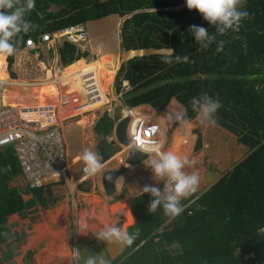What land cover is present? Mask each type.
I'll list each match as a JSON object with an SVG mask.
<instances>
[{
  "label": "trees",
  "instance_id": "1",
  "mask_svg": "<svg viewBox=\"0 0 264 264\" xmlns=\"http://www.w3.org/2000/svg\"><path fill=\"white\" fill-rule=\"evenodd\" d=\"M241 9L249 15L239 28L217 34V41H224L219 53L215 41L202 49L188 32L191 25L208 28L209 33H215V27L196 10H188L184 0H35V7L26 14L25 19L34 26L19 34L14 54L7 56L8 69L18 79H43V70L50 68L55 58L57 75L84 59L87 64H98L101 83L107 88L117 66L120 30L123 52L117 90L122 81L132 88L124 97L125 105L157 106L168 96L183 105L184 118L193 119L196 113L190 101L206 93L222 105L215 115L216 124L234 133L249 149L248 155L216 182L187 197L183 211L175 217L164 215L160 207L150 213L148 197L135 199V225L129 233L138 235L111 264H264V0H242ZM73 24H84L86 41L71 43L61 38L55 49L46 43L33 51L25 47L29 38L36 41L39 35ZM177 54L188 55L189 61L163 62V57ZM5 58L0 56V72L6 71ZM104 121L106 114L97 112L72 121L76 128L65 127L73 172L81 174L83 165L74 156L72 139H77L81 129L83 138L88 137V132L95 125L102 127ZM105 128L108 132L111 127L105 124ZM17 165L12 147L1 148L0 241L6 218L34 202H24L9 186Z\"/></svg>",
  "mask_w": 264,
  "mask_h": 264
},
{
  "label": "crops",
  "instance_id": "2",
  "mask_svg": "<svg viewBox=\"0 0 264 264\" xmlns=\"http://www.w3.org/2000/svg\"><path fill=\"white\" fill-rule=\"evenodd\" d=\"M122 22L123 19L121 20ZM119 47H121L120 30L118 31L117 66L112 75L113 82L111 81L105 92L108 102L91 112L77 114L80 116L78 120L82 121L90 115L103 112L106 114L107 121L103 122L104 125L101 124L102 127L95 125L92 131L88 132L89 135L86 138H83L81 132L84 131L82 129L77 132V139H72L76 147L74 156L80 159L85 150L95 151L98 144H100L98 135L106 136L107 140L112 144L117 143L112 132L118 120L122 118L123 110L126 108L135 109L139 115L151 117V119L156 121L160 126L162 151L172 150L178 143L180 136L183 137V145L178 146L177 153L179 152L180 155L186 157L189 161L194 160L196 162L191 167H187L186 171L197 172L200 177L196 190L188 197L195 196L208 188L206 187L208 183L206 180L212 178L210 171H217L220 176H223L248 155V147L239 143L238 137L224 127L217 124L208 125L201 123L196 117L193 119L184 118L186 110L177 100L170 98L164 109L159 111L155 109L159 105L141 104L135 107L125 105L124 97L132 89L124 92L122 83L120 90H117L115 79L121 63V61H118ZM82 60L87 63L84 59ZM56 63L57 59L55 58L53 68H55ZM96 65L99 79H101L99 66L98 64ZM64 71H61L62 73L60 74H63ZM49 72L51 73V79L47 78L42 84H34L31 87L17 86L20 85L19 80H11L9 82L14 85L8 90L9 95L17 103L23 115L29 117H40L42 115L41 111L45 107L39 105V99L45 86L49 90V105L57 109L58 112L60 108L58 101L60 102L63 96L66 97V95H59L60 92L55 87L57 80H55L54 84L53 77L57 78V75L54 73V69ZM0 79L8 80L6 71L0 72ZM100 84L105 91L104 85L101 82ZM12 93H15V95L12 96ZM54 93L59 99L57 102L53 100ZM119 105L122 106L120 112L117 111ZM34 109L36 110L35 112L29 113V110ZM51 114L47 111L42 116V122L61 123L64 120L62 119L58 122L55 116L52 117ZM132 114L134 116L135 112L133 111ZM105 124L111 127L108 132L106 128L104 130ZM188 125H190L189 132L186 128ZM66 126L76 128V125L70 122L64 127L61 126L68 157V184L47 181L41 188L30 191L27 189L19 166H16L18 172L9 182V186L21 194L24 202H34L25 211L9 215L2 225L0 264H80L78 247L90 244L97 239L95 234L102 228L107 225L119 226V221L121 220V225L130 224L134 220L127 229L129 232V229L135 225L132 202L142 196L152 199L147 193L139 195L144 185L163 187L162 182L157 183L154 180L150 168L143 162L137 166H129L128 171L124 175L115 179L114 191L111 193L106 192L102 182L103 176L106 172L120 169L128 156L125 148L111 160L102 164L99 173L88 175L84 179L81 178V174L78 171L73 172L69 166L72 151L70 150L69 133L65 128ZM175 133H178L176 137ZM80 136L81 138H79ZM193 149L195 150L193 151ZM81 162L84 166L82 160ZM39 195H41V198H38ZM184 199L182 198L181 201Z\"/></svg>",
  "mask_w": 264,
  "mask_h": 264
},
{
  "label": "clouds",
  "instance_id": "3",
  "mask_svg": "<svg viewBox=\"0 0 264 264\" xmlns=\"http://www.w3.org/2000/svg\"><path fill=\"white\" fill-rule=\"evenodd\" d=\"M188 10H196L208 25L215 27V33H209L208 28L198 25H191L188 29L194 41L200 45L202 49H207L215 41L217 53L223 51L224 41H217V34L224 35L229 30H237L243 18L249 13L242 10V0H184ZM35 7V0H24L19 3L18 0H0V56H11L16 50L19 43V34L28 33L34 25L25 16ZM171 49V48H170ZM173 51V49H171ZM188 55H167L163 57L165 64L171 65L173 62H188ZM191 109L196 113V118L201 123L215 125V115L219 108L222 107L219 99L207 95L206 93L195 96L190 101ZM130 118L127 126V138L129 140V131L132 119ZM160 127V126H159ZM161 133V131L159 132ZM123 150L134 148L141 153L156 152L154 156H147L144 164L150 168L153 178L157 183L162 182L163 187L155 185H144L139 195L149 194L152 199L147 206L150 213L156 212L160 207L164 215L175 217L183 211L181 199L188 197L193 193L200 181L197 172L186 171L187 167H191L196 162L189 161L186 157L175 151L163 150L162 142L157 149L151 151H143L147 148L137 149L129 144L122 146ZM142 149V150H141ZM122 150V151H123ZM80 159L84 163L83 171L88 175H95L100 172L102 158L99 152L93 150H85ZM129 225L127 223L115 226L107 225L98 231L95 235L100 240L108 241L110 244L131 245L138 235V232L129 233ZM161 230L158 231V233ZM88 264H95L92 259L88 260ZM100 264H105L103 260Z\"/></svg>",
  "mask_w": 264,
  "mask_h": 264
},
{
  "label": "built area",
  "instance_id": "4",
  "mask_svg": "<svg viewBox=\"0 0 264 264\" xmlns=\"http://www.w3.org/2000/svg\"><path fill=\"white\" fill-rule=\"evenodd\" d=\"M61 38H66L71 43H80L88 39V32L84 24H73L39 35L36 41L29 38L25 41V47L33 51L41 43H46L48 48L54 49L56 41ZM82 80L89 101L93 103L100 100L101 89L94 76L88 74ZM122 83L124 92L132 89L129 83L125 81ZM7 87L8 84L0 80V149L6 146L13 148L20 172L30 191L41 188L47 181L68 184V157L62 129L56 123H43L41 120L47 111L57 114V109L53 110L51 105H48L50 109L47 106L42 109L40 117L23 115L18 106L9 104L5 100ZM70 104V99L63 96L60 107L66 108ZM35 111V109L29 110V113ZM124 115H129L132 119L129 131L130 145L137 149L147 148L143 150L145 152L149 150L148 148L157 149V146L161 144V138L159 137L160 127L156 121L139 115L135 109L131 108L124 109ZM83 169L84 166L81 172V178L84 179L88 177V174Z\"/></svg>",
  "mask_w": 264,
  "mask_h": 264
},
{
  "label": "water",
  "instance_id": "5",
  "mask_svg": "<svg viewBox=\"0 0 264 264\" xmlns=\"http://www.w3.org/2000/svg\"><path fill=\"white\" fill-rule=\"evenodd\" d=\"M122 48L119 47V58L118 61H121ZM12 79L17 80V75L13 72L10 73ZM169 97H165L162 102L155 109L157 111L164 109L166 104L168 103ZM122 106L119 105L117 111L120 112ZM119 114V113H118ZM130 118L123 116L120 120H118L116 126L113 130V136L116 139L117 143H110L107 140L106 136L98 135V140L100 144H98L95 151L99 152L102 158V164L111 160L115 155L122 152V146H127L129 144V140L127 138V126L129 124ZM128 156L124 162V165L117 171L106 172L103 176V186L107 193H111L114 191V181L117 177L121 176L124 172H126L129 166H137L140 163L144 162L147 158V155L137 151L134 148L127 149ZM211 179H207L208 182L206 187H209L214 182H216L221 176L217 171H210ZM191 195V194H190ZM126 245H118L115 243L110 244L108 241L96 239L90 244L80 245L79 248V262L80 264H88V260L92 259L95 264H100V261L103 260L105 264H111L113 261L117 260L126 250Z\"/></svg>",
  "mask_w": 264,
  "mask_h": 264
},
{
  "label": "bare ground",
  "instance_id": "6",
  "mask_svg": "<svg viewBox=\"0 0 264 264\" xmlns=\"http://www.w3.org/2000/svg\"><path fill=\"white\" fill-rule=\"evenodd\" d=\"M88 74H92L94 76V78L97 80V82L100 86V89H101L100 100H97L93 103L90 102L86 96V93L84 91L85 86H84L83 80H82V78ZM57 80H58L56 83L57 88L59 87L58 89H60L62 91L61 93L66 95V97L69 98L71 101V104L68 107H66V108L60 107L58 109L57 114H54L55 119L57 121H61L62 119L68 118V117L73 116V115L81 114L83 112L85 113V112L93 111V110L103 106L106 102H108L107 98L105 97V91H104L102 85L100 84L101 81L99 79V72H98L97 65L95 63L94 64H87L83 60H78L71 68L67 69L66 71L63 72L62 75L57 77ZM3 81L10 82V80H3ZM14 95H15V93H12V96H14ZM5 100L9 104L18 106L17 103L13 100V98L9 95L8 88H7V91L5 93ZM49 102H50L49 90H48V87L45 86L43 91L41 92V96L39 99V105L46 108V106L48 107ZM58 103H60V102L58 101ZM53 110H54V108H53ZM50 113H52V112H50ZM189 126L190 125H188L186 127L188 132H189ZM182 128H184V127H182ZM160 135H161V133H160ZM183 141H184L183 137L180 136L178 143L176 144V146L171 151L177 152L178 146L179 145L182 146ZM148 149H149V151H151L150 149H152V148H148ZM215 152H217V151H215Z\"/></svg>",
  "mask_w": 264,
  "mask_h": 264
},
{
  "label": "rangeland",
  "instance_id": "7",
  "mask_svg": "<svg viewBox=\"0 0 264 264\" xmlns=\"http://www.w3.org/2000/svg\"><path fill=\"white\" fill-rule=\"evenodd\" d=\"M54 49H55V47H54ZM5 60H6V62H7V56H6V58H5ZM86 61V60H85ZM53 63H54V61H53ZM7 69H5L6 70V73H7V75H8V80H12V81H15V79H12V77H11V75H10V73L12 72V71H10V69H8V62H7ZM53 64L51 65V67L50 68H48L47 70H43L44 72H43V74H44V76H43V79H36V80H24V81H22V80H20V79H17V80H19V83H20V85H17V86H20V87H24V88H27V87H31L32 85H34V84H42V82L43 81H45L47 78H49V79H51L50 77H51V73L49 72L47 75H46V71H48V70H51V69H54L53 67ZM55 73V72H54ZM62 73V72H61ZM57 75V74H56ZM60 75H62V74H60ZM60 75H57V77H59ZM18 78V77H17ZM53 82H54V84H55V80H57V78H54L53 77ZM101 80V79H100ZM116 80V79H115ZM58 81V80H57ZM112 82H113V78H112ZM7 84H8V90L10 89V87H13L14 85H11V83H9V82H6ZM46 84V83H45ZM55 87H57V84L55 85ZM59 88V87H58ZM60 89H58V91H59ZM106 90H107V88H105V92H106ZM9 92V91H8ZM60 93H59V95H62V93H61V91H59ZM108 92H110V91H108ZM107 92V93H108ZM172 100H176L175 98H171ZM53 100L55 101V102H57L59 99L56 97V94L54 93L53 94ZM106 104V103H105ZM49 105V104H48ZM52 107V109H53V106H51ZM89 112H91V111H89ZM50 113V112H49ZM53 115V113L51 114V116ZM52 117H54V115L52 116ZM80 118V116L79 115H76V116H72V117H69V118H66V119H64L63 121H61V123H56L58 126H65V125H68L70 122H72V121H75V120H77V119H79ZM59 122V121H58ZM178 123V122H177ZM160 137V136H159ZM168 142H169V140H168ZM179 151V150H178ZM178 154H179V152H178ZM146 155L148 156H154V155H156V153H146ZM143 163V162H142ZM123 166H126V165H124V163H122V165H121V167L120 168H122ZM126 167H128V166H126ZM129 169V168H128ZM128 171V170H127ZM126 171V172H127ZM126 172H124L122 175H124ZM121 175V176H122ZM185 201H186V198L181 202V204H182V206L185 204ZM133 222H134V220H133ZM132 222V223H133ZM121 223H122V220L121 221H119V226L121 225ZM132 223H130V224H128V225H131ZM158 231L159 230H157V232L156 233H158ZM98 239V238H97ZM96 240V239H95Z\"/></svg>",
  "mask_w": 264,
  "mask_h": 264
}]
</instances>
